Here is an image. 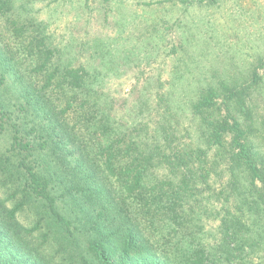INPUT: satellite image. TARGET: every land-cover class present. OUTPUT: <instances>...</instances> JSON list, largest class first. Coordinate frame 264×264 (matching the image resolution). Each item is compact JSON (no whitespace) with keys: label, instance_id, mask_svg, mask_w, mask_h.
Here are the masks:
<instances>
[{"label":"trees","instance_id":"1","mask_svg":"<svg viewBox=\"0 0 264 264\" xmlns=\"http://www.w3.org/2000/svg\"><path fill=\"white\" fill-rule=\"evenodd\" d=\"M18 1L0 0V264H264L256 67L123 125Z\"/></svg>","mask_w":264,"mask_h":264},{"label":"rangeland","instance_id":"2","mask_svg":"<svg viewBox=\"0 0 264 264\" xmlns=\"http://www.w3.org/2000/svg\"><path fill=\"white\" fill-rule=\"evenodd\" d=\"M18 4L25 16L33 18V30L43 31L51 47L60 50L64 63L93 72L98 90L108 96L111 116L123 125L142 118L158 122L166 105L185 95V86L196 89L221 76L244 83L256 67L263 78L249 106L259 124L255 126L264 157V64L260 65L264 0H19ZM13 38L11 48L25 55L24 46ZM22 69L30 78L32 67ZM208 222L207 240H217V219ZM254 254L262 256L264 251Z\"/></svg>","mask_w":264,"mask_h":264}]
</instances>
